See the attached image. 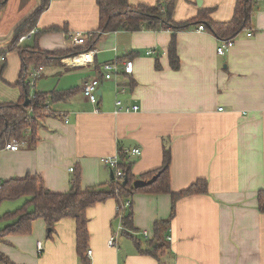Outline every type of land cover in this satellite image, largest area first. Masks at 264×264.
<instances>
[{
	"label": "crops",
	"instance_id": "crops-1",
	"mask_svg": "<svg viewBox=\"0 0 264 264\" xmlns=\"http://www.w3.org/2000/svg\"><path fill=\"white\" fill-rule=\"evenodd\" d=\"M159 1L165 0H129L131 5ZM237 1L176 0L173 17L188 22L209 10V18L227 22ZM41 3L7 0L0 9V54L7 57L0 63V103L22 102L26 92H40L48 94L50 107L34 145L25 141L18 150L0 149V182L41 175L48 189L66 192L80 172L83 187L108 185L113 173L104 158L132 147L142 148L132 172L144 179L162 166L164 149L170 147L171 190L205 179L208 192L176 200L167 253L158 259L140 248L154 238L157 221L170 217L172 196L139 191L131 198L133 227L118 235L116 246L108 241L120 224L118 202L111 198L88 208L90 264H264V213L258 209V193L264 190V0H256L251 26L234 36V46L224 54L217 52V35L197 29L206 26L204 20L178 30V69L169 61L170 28L98 34L93 44L98 53L89 65H68L65 56L41 64L28 59L24 66L19 47L35 48L37 59L43 58L40 51L78 52L85 47L74 45L70 35L99 31L97 0H49L35 24L38 36L13 44L18 27ZM149 49L157 53L148 55ZM127 60H133V73L103 80L96 108L84 95L83 82L101 76L104 62L123 66ZM40 65L42 75L30 85V74ZM119 85L126 92L117 95ZM118 97L139 110L118 112ZM23 202L3 201L0 214ZM76 228L75 218H64L50 235L39 218L30 234L7 236L0 251L16 264H80Z\"/></svg>",
	"mask_w": 264,
	"mask_h": 264
},
{
	"label": "trees",
	"instance_id": "trees-1",
	"mask_svg": "<svg viewBox=\"0 0 264 264\" xmlns=\"http://www.w3.org/2000/svg\"><path fill=\"white\" fill-rule=\"evenodd\" d=\"M7 0H0V9L6 5ZM100 9V26L97 34L89 42L93 47L98 34L117 30L138 31L142 29H166L173 30L169 45L168 55L170 65L173 69L180 67L181 61L177 51V31L189 27L198 19L206 22V28L219 38H230L236 36L243 29L251 26L252 14L256 0H238L235 14L230 21L216 22L207 16L209 10H201L197 19L188 22H176L173 14L176 0L159 1L156 4L140 3L131 5L129 0H97ZM49 0H42L36 11L24 21L16 30L13 44L34 27L40 14L48 7ZM39 33L35 34L37 37ZM23 56L24 66L29 60L44 63L53 57L70 56L75 52L70 51H40L41 57L36 58V49L31 47H19ZM3 54V53H2ZM29 59V60H28ZM159 67V65H158ZM26 68H24V71ZM30 88V86H28ZM64 96V95H63ZM30 98V103L24 106V102ZM48 94L35 92L31 95L26 92L24 100L18 103H0V149L17 138L34 145L37 141V130L42 125V118L50 112L47 102ZM31 111V112H30ZM122 155V163L127 183H121L114 177L108 185L102 184L98 187H83L81 173L77 172L71 179V187L66 192H55L48 189L41 175H26L24 177L10 178L0 182V205L5 200L23 199L20 207L13 211L0 214V223H7L0 227V244L6 241L9 235H28L32 232L33 222L39 218L44 219L49 227V234L55 231L56 224L64 218H75L77 222L76 234L80 264H90L86 256L89 242L88 208L108 199H115L118 203L132 198L139 191H151L156 193H169L172 196V212L168 219L159 220L155 224V236L148 243L147 248L140 252L151 254L158 259L169 250V242L166 238L171 220L175 213V203L180 197L208 192V181L198 179L188 188L179 192H173L170 187V165L172 154L170 147L164 149L162 166L142 176L145 180L158 175L157 179L150 185L136 188L134 186L137 176L132 172V161H127ZM258 209L264 213V190L258 193ZM123 224L126 228L133 227V212L131 209L125 211ZM0 264H16L6 254L0 251Z\"/></svg>",
	"mask_w": 264,
	"mask_h": 264
},
{
	"label": "built area",
	"instance_id": "built-area-1",
	"mask_svg": "<svg viewBox=\"0 0 264 264\" xmlns=\"http://www.w3.org/2000/svg\"><path fill=\"white\" fill-rule=\"evenodd\" d=\"M198 30H205L206 26L204 24H200L197 27ZM38 32V29L34 27L28 34L23 35L20 38V41H23L28 36H31ZM94 33H86L83 31H75L70 35V40L74 45L76 46H84L85 48L81 51H78L70 56H67L66 58H63V61L71 66H84L89 65L95 62L96 54L98 53V50L93 47H89L88 44L91 41V39L94 37ZM253 35V31L250 30L248 32V36ZM235 44L234 37L230 38H220V44L218 45L217 52L219 54H224L228 50H230ZM148 55H155L157 53L156 49H149L146 52ZM7 57L6 54H0V63H4L6 61ZM44 67L42 65L38 66L31 74L29 81V84H35L36 80L42 75ZM101 70V76L91 77L87 80H85L82 84V91L84 95L92 102L96 108L99 103V90H100V84L103 80H112L116 79V77L122 73L124 74H132L134 70V63L133 60H127L124 62L123 66L119 64L117 61H107L104 62L100 66ZM126 92V86L119 85L116 89V94L119 95L121 93ZM116 110L119 111H137L139 110V105H133V106H125L123 104L122 99L119 97L116 100ZM222 109V108H220ZM31 112V111H30ZM25 144V141L18 140L17 138H12L5 146L6 149L10 150H18L21 145ZM142 154V148L141 147H132V148H121L117 155L115 156H107L104 158V162L106 165L112 170L113 176L117 181H120L121 183L124 182L126 174L122 163V155H125L127 161H132L139 157ZM74 170V168H71ZM132 207V200L131 198H127L124 201H121L118 203V216L120 218V224L118 229L112 234L110 237L108 244L110 246H116L117 243V237L120 233H122L126 227L123 224L122 217L128 209ZM144 235L149 238L150 233L147 230H144ZM167 239L170 240L171 237L167 236ZM43 248V245L41 242L38 243V249L41 250ZM92 255V249L88 248L86 256L90 258ZM168 264V263H164Z\"/></svg>",
	"mask_w": 264,
	"mask_h": 264
},
{
	"label": "water",
	"instance_id": "water-1",
	"mask_svg": "<svg viewBox=\"0 0 264 264\" xmlns=\"http://www.w3.org/2000/svg\"><path fill=\"white\" fill-rule=\"evenodd\" d=\"M198 3L201 4L200 0H198ZM100 94H101V91L99 90V95ZM29 103H30V98L27 97V99L24 102V106H27ZM157 177H158V175H155L149 180H145V179L139 178V179L135 180L134 186L136 188H141V187L148 186V185L152 184L157 179ZM127 182H128V177L126 176L125 180H124V183H127Z\"/></svg>",
	"mask_w": 264,
	"mask_h": 264
}]
</instances>
